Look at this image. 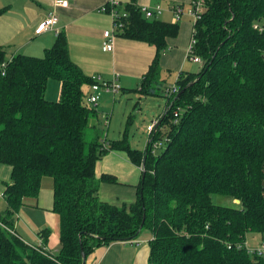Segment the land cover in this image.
<instances>
[{
	"label": "trees",
	"instance_id": "trees-1",
	"mask_svg": "<svg viewBox=\"0 0 264 264\" xmlns=\"http://www.w3.org/2000/svg\"><path fill=\"white\" fill-rule=\"evenodd\" d=\"M135 2L124 7L128 15L116 34L155 47L139 83L145 96H155L159 57L178 24L145 19ZM205 5L194 36V55L203 65L179 74L178 93L166 98L143 151L130 147L127 131L107 148L102 141L85 150L88 120L97 114L85 100L92 80L71 61L63 32L42 57L7 60L0 48V65L6 63L0 165L11 170L2 194L0 264H83L95 249L134 241L143 231L152 237L149 264H264L244 246L248 233L264 240V0ZM49 80L60 84L58 101L45 98ZM161 141L165 148L155 155L153 142ZM108 151L125 152L142 168L130 205L115 207L97 197L101 183H115L112 176H95L96 162ZM44 177L52 180V212L59 220L54 255L9 232L26 200L38 197ZM213 195L233 205H216ZM39 236L45 245L49 231Z\"/></svg>",
	"mask_w": 264,
	"mask_h": 264
},
{
	"label": "crops",
	"instance_id": "crops-1",
	"mask_svg": "<svg viewBox=\"0 0 264 264\" xmlns=\"http://www.w3.org/2000/svg\"><path fill=\"white\" fill-rule=\"evenodd\" d=\"M58 1H63L66 5H55ZM107 1L0 0V10L5 9L0 14V48L4 49L8 60L20 54L42 57L44 51L53 45L57 34L63 32L67 40L69 57L84 75L100 76L104 80H109L114 74H118L121 93H134L138 99L136 106H143L148 101L145 97L150 96L142 93L139 83L148 72L155 58L156 49L146 43L120 38L116 32H113L115 35L113 50L105 51L102 46V34L104 31H111V18L101 13L99 8ZM119 1L118 10L123 13L124 7L130 4L131 0ZM190 2L191 0H136L135 4L138 8L159 6L162 13L158 19L170 23L171 10L177 6L181 7L182 11L189 10ZM50 11H53L58 18L56 26L58 32L48 31L35 35V28ZM184 16L186 15H182L178 22L176 37L167 39V48L159 57L160 95H163L165 88L176 83L180 73H194L188 67L189 64L197 66V71L199 69L197 64L187 59L193 20ZM168 75L171 76L170 81L167 79ZM59 89L58 83L54 93L50 95L53 101L59 99ZM114 102L115 99L109 95L100 97L96 108L101 113V120H104L110 108L113 111ZM142 106H139V112ZM161 115L154 121H157ZM109 116L111 119V114ZM119 139H121L120 134ZM116 140H106L105 147H109V141ZM129 145L134 149L131 143ZM141 171L140 167L129 160L125 152L108 151L96 162L95 176L97 178L103 175L112 176L115 183H101L97 192L98 199L115 207L132 204L137 198L136 188L141 180ZM10 172L8 166L0 165V181L6 180L2 187L0 184V203H3L0 206V213L6 208L2 194L5 184L10 181ZM49 179L51 180L49 177H44L41 180L38 197L26 200L25 205L20 209L14 223V232L27 245L44 248L46 252L54 255L60 246L59 228H56L59 220L52 212L53 190L52 183L47 182ZM43 230L49 231L45 245L42 244L39 236ZM151 238L149 232L141 233L134 241L113 242L108 246L99 247L86 258L85 264H149L148 244Z\"/></svg>",
	"mask_w": 264,
	"mask_h": 264
},
{
	"label": "rangeland",
	"instance_id": "rangeland-1",
	"mask_svg": "<svg viewBox=\"0 0 264 264\" xmlns=\"http://www.w3.org/2000/svg\"><path fill=\"white\" fill-rule=\"evenodd\" d=\"M121 11V9H120ZM182 15L185 18H190L189 10L182 11ZM8 56V55H7ZM6 56V57H7ZM8 60V58H7ZM192 72L197 71V66L188 65ZM171 76L168 75V81ZM58 82L54 80H50L47 82L45 98L49 101H53L51 96ZM171 86V85H170ZM52 88L50 94L49 90ZM86 96H88L89 92L88 86L84 87ZM49 95V96H48ZM60 95V89H59ZM58 95V97H59ZM85 96V98H86ZM148 101L142 106V110L139 112V106H136L138 101L137 97L134 93H118L115 95V102L113 103V111L111 108L107 112V115L111 114L110 124L108 127L104 126V120H101V113L98 111L96 107L95 110L97 112L96 116L90 117L88 120V127L85 130L84 141H85V150L87 151L90 144L94 142L102 143V141L106 140H118L119 134L121 138L124 135V132L127 131L126 136L129 143L132 144L134 149H138L139 151H143L146 147L148 141V132L147 126L150 125L164 110V105L166 103V98L164 95H158L145 97ZM58 101V100H55ZM90 106V105H89ZM92 107V106H90ZM106 144V142H105ZM165 148V142L161 141L160 146L153 149V153L155 155L159 154ZM4 181H0L1 187L4 185ZM47 182H51L52 180H48ZM53 188V183H52ZM212 202L216 205L221 206H232L233 203L228 198L213 195ZM3 203H0V206ZM56 228H59L57 224ZM142 233L147 234V231H143ZM261 242V235L255 233L246 234V244L250 247H256ZM60 248V247H59Z\"/></svg>",
	"mask_w": 264,
	"mask_h": 264
},
{
	"label": "built area",
	"instance_id": "built-area-1",
	"mask_svg": "<svg viewBox=\"0 0 264 264\" xmlns=\"http://www.w3.org/2000/svg\"><path fill=\"white\" fill-rule=\"evenodd\" d=\"M55 5H66L65 2L63 1H58ZM120 5L119 0H108L106 4L101 6L99 8V11L101 13H105L110 16L111 18V31H104L102 36H103V42L102 46L103 49L107 52H111L113 50V45H114V40H115V35L113 32H116L117 29L121 27V21L122 19L127 17L126 12H119L118 8ZM205 0H191L190 2V9H189V16L193 20V29H192V34H191V40L189 43V46L187 48V59L191 61L194 64H197L199 67H202L203 62L202 60L194 55V45H195V24L198 20H200L201 16L205 12ZM140 13L145 19H155L159 18V16L162 13V9L159 6H156L155 8H148V7H139ZM172 18L170 23L171 24H178L180 21V18L182 16V9L181 7L177 6L174 7L172 10ZM58 23V18L55 15L53 11H50L47 16L39 22L37 27L35 28L34 34L35 35H40L48 31H55L56 33L58 32L56 26ZM6 68V63H2L0 65V74H4V69ZM92 84L88 88V96H86L85 100L88 105L92 107H96L98 104V101L102 95H109L113 99L116 94L120 93L121 91V86L119 85V75L114 74L111 79L109 80H104L100 76H94L91 77ZM178 93V87L176 84H173L167 88L164 89L163 95L165 98L169 99L176 95ZM177 116V113L175 114ZM109 120L110 116L105 115L104 116V126L108 127L109 125ZM159 120L152 122L150 125L147 126V132L149 135L153 134L155 131V127L157 125ZM148 135V136H149ZM103 143V142H102ZM105 147V143L103 144ZM160 146L159 143H154L153 142V149L157 148ZM142 170V168H141ZM1 226V225H0ZM3 227V226H2ZM4 228V227H3ZM13 235L17 236L15 232L9 231ZM246 246V243L245 245ZM230 248V247H228ZM248 253L249 254H256L258 257L264 258V240L261 241L260 245L258 247H253V248H248Z\"/></svg>",
	"mask_w": 264,
	"mask_h": 264
},
{
	"label": "water",
	"instance_id": "water-1",
	"mask_svg": "<svg viewBox=\"0 0 264 264\" xmlns=\"http://www.w3.org/2000/svg\"><path fill=\"white\" fill-rule=\"evenodd\" d=\"M237 202V201H236ZM238 203V202H237ZM85 261H83V264H84Z\"/></svg>",
	"mask_w": 264,
	"mask_h": 264
}]
</instances>
